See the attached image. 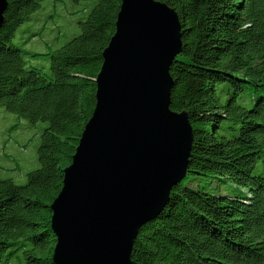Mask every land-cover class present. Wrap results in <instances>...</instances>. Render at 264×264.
<instances>
[{"label":"trees","instance_id":"1","mask_svg":"<svg viewBox=\"0 0 264 264\" xmlns=\"http://www.w3.org/2000/svg\"><path fill=\"white\" fill-rule=\"evenodd\" d=\"M158 1L172 7L181 24L170 108L187 113L192 142L187 174L140 228L131 264H264V0ZM120 4L96 0L79 21L80 32L44 54L51 60L49 79L27 67L28 58L42 55L13 43L40 0H7L0 108L17 116L13 130L22 121L46 127L39 167L24 185L0 178V264H53L50 205L92 114L94 80ZM0 145L2 155L14 152L8 141ZM213 182L215 189L228 185L226 194L209 191Z\"/></svg>","mask_w":264,"mask_h":264},{"label":"water","instance_id":"2","mask_svg":"<svg viewBox=\"0 0 264 264\" xmlns=\"http://www.w3.org/2000/svg\"><path fill=\"white\" fill-rule=\"evenodd\" d=\"M6 7L0 0V28ZM181 49L172 7L121 0L92 114L50 205L53 264H131L140 228L186 176L192 127L170 108V66Z\"/></svg>","mask_w":264,"mask_h":264},{"label":"rangeland","instance_id":"3","mask_svg":"<svg viewBox=\"0 0 264 264\" xmlns=\"http://www.w3.org/2000/svg\"><path fill=\"white\" fill-rule=\"evenodd\" d=\"M95 2L96 0L81 2L40 0L39 9L31 15L29 21L16 29L13 38V43L23 51L42 55L36 59L28 58L27 67L40 70L46 78L50 79L51 60L44 54H49L63 46L80 32L79 21L86 16L87 10ZM250 89L253 91L256 88L250 87ZM1 109L0 112L4 115H0V141H8L13 145L9 150L14 149V152H5L2 155L0 145V178L12 180L16 185L21 186L24 185L26 174L39 167L37 149L41 131L46 127V123L30 124L22 121L18 128L13 130L11 125L18 122L17 116ZM203 182L206 183L207 179ZM203 182L201 184L204 185ZM189 184L193 187L197 185L194 181H190ZM214 186L215 182L209 191L221 194H226L229 187L224 184L215 189Z\"/></svg>","mask_w":264,"mask_h":264}]
</instances>
